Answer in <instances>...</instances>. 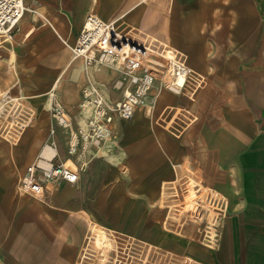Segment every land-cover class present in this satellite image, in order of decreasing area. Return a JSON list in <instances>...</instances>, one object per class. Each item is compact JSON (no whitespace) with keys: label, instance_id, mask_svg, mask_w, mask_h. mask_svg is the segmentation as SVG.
Listing matches in <instances>:
<instances>
[{"label":"crops","instance_id":"0c3cea01","mask_svg":"<svg viewBox=\"0 0 264 264\" xmlns=\"http://www.w3.org/2000/svg\"><path fill=\"white\" fill-rule=\"evenodd\" d=\"M23 3L12 37L0 36V97L31 113L13 139L0 133V264H78L87 238L112 247L113 237L99 239L98 226L110 236L121 232L132 240L134 234V241L142 237L190 254L183 241L194 239L195 230H171L161 199L191 180L197 191L214 192L219 213L208 247L190 256L202 264H264V0ZM89 12L104 21L121 19L139 36L183 55L205 84L190 99L168 90L163 73L156 74L143 107L128 120L114 115L110 138L86 152L87 165L74 182L39 174L40 194L24 193L20 176L51 140L54 161L76 168L68 154L74 129L56 127L50 135L52 101L78 128L84 126L78 118L83 87L112 85L72 55ZM96 70L124 83L120 72ZM195 200L185 192L172 207L182 213L187 203L199 211Z\"/></svg>","mask_w":264,"mask_h":264},{"label":"built area","instance_id":"2783aa9c","mask_svg":"<svg viewBox=\"0 0 264 264\" xmlns=\"http://www.w3.org/2000/svg\"><path fill=\"white\" fill-rule=\"evenodd\" d=\"M24 11L23 0H0V36L12 37ZM71 51L73 58H81L85 65L90 61L103 68L120 72L129 79V83H122L124 86L122 97L113 102L106 99L96 82L91 81L83 87L78 108L84 117L81 119H85L86 123L84 126H78L74 138L70 133L68 139V154L75 157L76 168L54 161L56 145L51 140L42 147L37 159L28 165L20 176L18 186L24 193L34 195L42 190L39 174L44 180L63 179L74 182L78 170L84 169L87 165L86 152L92 146H101L103 141L110 138V125L114 115L120 119H130L135 108L143 104L156 74L170 70L169 81L163 83L165 87L190 99L194 98L205 84L204 78L193 72L183 55L167 49L155 39L139 36L137 29L125 24L121 19L104 21L95 13L89 12ZM12 101L16 100L10 99L8 102ZM14 106L13 103V108ZM3 107L4 105L0 108V117ZM13 108L7 111L12 113L7 114L10 117L18 113L17 107L15 110ZM49 112L55 123V127L52 126L50 129V135H54L56 127H71V118L59 101H52ZM14 126L11 127L12 132L7 126L3 128L0 125V130L3 128L5 136L13 139L17 136L18 130H23V124L20 122ZM45 149L52 150V153L46 155ZM207 239L211 240V237Z\"/></svg>","mask_w":264,"mask_h":264},{"label":"rangeland","instance_id":"374dc122","mask_svg":"<svg viewBox=\"0 0 264 264\" xmlns=\"http://www.w3.org/2000/svg\"><path fill=\"white\" fill-rule=\"evenodd\" d=\"M93 71L95 73L103 75L104 78H106L109 82L112 83V85L111 84L104 85L106 91L111 95V96L105 95V97L110 102L115 101V99L119 97L118 92L120 90H124V86L122 85V83L118 82L116 79H112L109 75H107L102 71L95 69H93ZM98 84L101 87L103 93L104 87L102 86V83H98ZM7 101H10V98L8 96L2 95L0 97V108L4 105L1 111L2 117H0V125L3 126V128L4 126L11 128V127H15L14 125L20 122L21 125L23 124V127L25 128V125H28V123L31 120V113L28 110H26V108L19 101H14V102L13 101L7 102ZM13 103L15 105L14 108H13ZM16 107L18 113H16L12 117L8 116V115H12V113H9L7 111H9L12 108L13 110H15ZM78 116L79 119L83 117L79 113V108H78ZM71 127L76 132L77 128L74 127L73 125H71ZM3 128L2 130H0V133L5 135L3 133ZM10 131L12 132V128ZM11 135L13 136V134ZM37 157L35 158V160L37 159ZM185 192H187V196L189 197V200L197 198L195 202H199L201 205L207 206L208 208L202 207L200 205L199 211L191 210L190 207L187 206L188 204L184 203V206L182 208H179L182 213H179V211L176 210L175 207H172V205L182 203L181 197ZM175 194L177 195L168 198V201L166 202L164 198L161 199L162 203L166 207L167 210L166 214H168V217L170 216L167 219L165 215L163 222L167 221V226L171 230L177 231L178 233L193 232L195 230V233L193 234L194 239L190 240L188 238H184L185 240H187V242L183 241L190 246L189 247V249L191 250L190 254H192L193 250L198 251L199 250L198 248L200 249L207 248L209 242L207 238H209V235H212L213 233V230H211L212 229L211 225H213V221L216 217V214L219 213V209L217 208L218 205L215 203L216 198L214 192L209 191L208 193H205L204 189H201L200 192L197 191V188L194 187V183L191 180L188 184L185 185V188L183 185L182 188L178 189V192ZM209 198H210V202L208 201ZM162 211L163 208L161 207L160 212ZM172 221H176V223ZM206 230H211V232L207 234L208 236H205ZM164 231L168 235L172 234L171 232H169L170 230L166 231L164 229ZM97 232L100 235L99 239L102 238L104 235H106V237H111V238L113 237L112 247L111 248H109L108 246L106 247L105 244L102 245L98 243L94 244L91 241H89L87 238L84 243V249L82 250V254L80 256L81 259H79L78 264H202L197 259L191 257L189 253L177 255V253L171 251L170 248L161 247V245H159L160 243H156L155 241H150L147 239L144 240V238L140 236H139L140 237L139 240L136 239V241H134L136 236L134 234L131 235L132 237L131 239L133 240L132 241L129 238L124 239V237H122L123 235L121 234V232L116 233L113 236H110L109 233L106 231V229L101 226L97 227ZM116 235L119 237L114 238Z\"/></svg>","mask_w":264,"mask_h":264},{"label":"bare ground","instance_id":"6f19581e","mask_svg":"<svg viewBox=\"0 0 264 264\" xmlns=\"http://www.w3.org/2000/svg\"><path fill=\"white\" fill-rule=\"evenodd\" d=\"M84 64H85V62H84ZM86 67H96V68H98V69H100L102 66L101 65H98V64H95L94 62H90V61H87V65H85ZM170 70H167V71H165L164 73H163V75H162V79H163V83H165V82H168L169 81V79H170ZM123 81H124V83L125 82H127V83H129V79L127 78V77H125L124 75H123ZM164 85V84H163ZM165 86V85H164ZM103 95L105 96V94H104V92H103ZM143 107V104H141V105H139V106H137L136 108H135V110H134V112H133V114H132V116H131V118L138 112V110L140 109V108H142ZM85 119L83 120V124L85 125ZM72 135H73V138H74V135H75V131H73L72 132ZM73 138L71 139V140H73ZM51 152L50 153H52V150H50ZM56 153V152H55ZM20 188V187H19ZM21 190V189H20ZM37 194H40V193H37Z\"/></svg>","mask_w":264,"mask_h":264}]
</instances>
